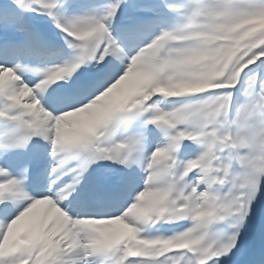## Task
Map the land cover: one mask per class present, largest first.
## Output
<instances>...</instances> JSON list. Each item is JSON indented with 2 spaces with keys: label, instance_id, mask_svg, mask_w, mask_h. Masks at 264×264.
<instances>
[{
  "label": "snow or ice",
  "instance_id": "snow-or-ice-1",
  "mask_svg": "<svg viewBox=\"0 0 264 264\" xmlns=\"http://www.w3.org/2000/svg\"><path fill=\"white\" fill-rule=\"evenodd\" d=\"M0 264H264V0H0Z\"/></svg>",
  "mask_w": 264,
  "mask_h": 264
}]
</instances>
